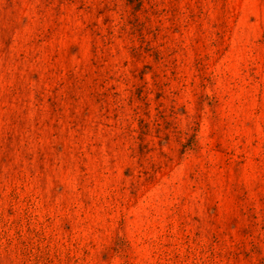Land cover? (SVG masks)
<instances>
[{"label": "rangeland", "instance_id": "1", "mask_svg": "<svg viewBox=\"0 0 264 264\" xmlns=\"http://www.w3.org/2000/svg\"><path fill=\"white\" fill-rule=\"evenodd\" d=\"M0 264H264V0H0Z\"/></svg>", "mask_w": 264, "mask_h": 264}]
</instances>
